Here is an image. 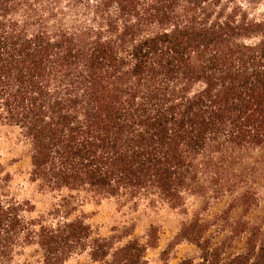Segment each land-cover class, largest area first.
<instances>
[{
    "label": "trees",
    "instance_id": "obj_1",
    "mask_svg": "<svg viewBox=\"0 0 264 264\" xmlns=\"http://www.w3.org/2000/svg\"><path fill=\"white\" fill-rule=\"evenodd\" d=\"M14 129L44 211L0 168V264H149L156 237L100 236L80 197L183 206L230 196L249 210L264 150V0H0V135ZM199 215L174 264H264V228L224 257ZM234 232V230H233ZM165 264H172L166 262Z\"/></svg>",
    "mask_w": 264,
    "mask_h": 264
},
{
    "label": "rangeland",
    "instance_id": "obj_2",
    "mask_svg": "<svg viewBox=\"0 0 264 264\" xmlns=\"http://www.w3.org/2000/svg\"><path fill=\"white\" fill-rule=\"evenodd\" d=\"M245 166L253 168L244 180V186L256 188L251 196L249 210L241 206L231 207L230 196L214 198L210 194H192L185 205L177 208L168 205H133L115 199L80 197V203L96 234L122 236L123 241L132 237L146 240L149 231L155 238L147 251L149 264L177 263L187 257L198 258L200 249L189 241H179L178 233L185 222L199 215L209 225L208 235L216 242L224 240L223 253L228 257L244 251L245 235L235 233L245 223L264 228V150L256 151L248 158ZM30 156L25 142L14 129H4L0 135V168L12 176V188L21 198L30 199L37 212L44 211L56 199V194L45 190L29 179ZM234 230V232H233ZM29 264H40L37 256H27ZM65 264H80L71 258Z\"/></svg>",
    "mask_w": 264,
    "mask_h": 264
}]
</instances>
